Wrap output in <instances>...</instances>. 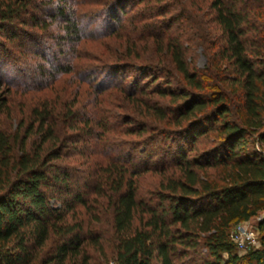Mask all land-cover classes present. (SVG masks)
<instances>
[{
	"label": "trees",
	"instance_id": "trees-1",
	"mask_svg": "<svg viewBox=\"0 0 264 264\" xmlns=\"http://www.w3.org/2000/svg\"><path fill=\"white\" fill-rule=\"evenodd\" d=\"M188 1L0 0V38L40 60L14 76L0 42V85L37 99L0 120V264H264V217L259 248L232 239L264 213V0H210L203 69Z\"/></svg>",
	"mask_w": 264,
	"mask_h": 264
},
{
	"label": "rangeland",
	"instance_id": "rangeland-1",
	"mask_svg": "<svg viewBox=\"0 0 264 264\" xmlns=\"http://www.w3.org/2000/svg\"><path fill=\"white\" fill-rule=\"evenodd\" d=\"M189 7L191 10L190 15L193 17V22H190L191 25V35L194 36L193 38H195L194 40V45H192L193 47L191 48V59L193 61L192 64H196V66H198V68L203 69L207 63V59H206V54H205V47L207 45V41L210 39H214L216 37V35L219 34V32L216 31V27L214 25V23L212 22V17L210 14V0H189ZM63 23L59 20L58 22H56L55 24H53L54 27V32L55 34H59L60 33V26ZM62 32V30H61ZM218 38V36H217ZM0 42L2 44V46H5L9 51L10 57L8 60L7 65H9V67L7 68V70H10L11 73H13L12 75H16L18 74V71L16 74H14L13 69H16L14 67H17L19 69H27V68H36L37 65L40 63L39 58H37L36 56H34L32 53H30L27 49L23 48L22 40H12L9 37H3L0 38ZM109 44V43H108ZM88 47L86 48L88 51L89 49L93 50H98V46H96L95 44H91L88 43ZM102 49V48H101ZM71 54H68V57ZM15 58H19L17 59V61H19V63L17 61H15ZM3 60V59H1ZM78 61V60H77ZM18 63V64H16ZM14 66V67H13ZM6 69V66L5 68ZM11 75V76H12ZM7 76V75H6ZM7 79V78H6ZM9 79V78H8ZM71 78H67V80H70ZM66 80V79H65ZM64 80V81H65ZM68 85V83H67ZM76 83L74 84V88H75ZM8 87L6 85L1 84L0 85V103L5 101V99H8V103L11 105L12 107V118H7L5 116H3V114L1 115L0 120L2 119L3 124L6 126L7 129H9L10 131H15L17 124H18V120H20V116H21V112L27 111L28 107L31 106L34 102H36L37 99H34L32 97L31 94H15V92L12 90V92L9 93V90L7 89ZM91 152V151H89ZM68 157L65 158V163H68L72 166H74L75 168H78V170L82 169V177L85 178L86 176H88L87 173H89L87 166H85L84 164H82L83 162L86 161V156L83 154H74V152L70 151L67 152ZM98 156H94V158H91V161L95 160ZM59 163V162H58ZM143 178V186H142V190H145L148 187H156L155 184L159 183L161 180V176L159 174H149L147 177H142ZM91 183V180H83L82 182V187H84L85 185ZM145 192V191H144ZM64 195H66L65 193L62 194V196H58L56 195L55 198H52V205L56 208H62L63 207V197H65ZM67 197V196H66ZM70 199V198H69ZM96 206H93V210H95ZM107 208V207H106ZM76 209L80 210V214H78L77 218L79 220L86 218V220H89V217L91 218V214L89 215V213H86L85 209L78 206ZM92 212H96V211H92ZM82 213V214H81ZM106 213V211H105ZM93 215V214H92ZM104 217V218H103ZM102 219V223H108V215L103 216ZM264 217V213H261L258 217L253 218L251 221L247 222L248 227L250 228V231L255 234V235H259L260 237V231H259V223L261 221V219ZM68 219L70 221V223H74L77 219L75 218V216L73 215V211L69 212L68 215ZM86 221V222H87ZM88 224V223H87ZM237 227V226H236ZM236 227H234V229L232 230V234L235 233V229ZM57 246V243H55L54 239L51 240L47 246V248L45 249L47 252L52 253L54 252L55 247ZM93 247L89 248V251L92 253H95L96 251L93 250ZM238 253L241 256H246L248 252L246 251H240L238 249ZM96 264H101V261H98ZM247 264V263H244Z\"/></svg>",
	"mask_w": 264,
	"mask_h": 264
},
{
	"label": "built area",
	"instance_id": "built-area-1",
	"mask_svg": "<svg viewBox=\"0 0 264 264\" xmlns=\"http://www.w3.org/2000/svg\"><path fill=\"white\" fill-rule=\"evenodd\" d=\"M260 234V233H259ZM232 239L240 251H250L260 247L259 235L250 231L247 222L237 225Z\"/></svg>",
	"mask_w": 264,
	"mask_h": 264
}]
</instances>
